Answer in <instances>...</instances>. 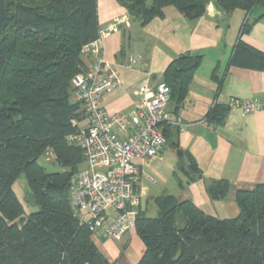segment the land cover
<instances>
[{"label": "trees", "instance_id": "1", "mask_svg": "<svg viewBox=\"0 0 264 264\" xmlns=\"http://www.w3.org/2000/svg\"><path fill=\"white\" fill-rule=\"evenodd\" d=\"M117 2L142 26L165 18L169 8L191 22L211 3L226 14L264 10V0ZM251 27L246 20L241 34ZM101 32L98 0H0V264H109L72 204L86 158L68 140L86 119L72 81L90 73L83 70V51ZM191 59L176 60L165 72L170 100L185 101L193 72L181 68ZM231 65L264 71V54L239 40ZM229 111L216 107L205 120L215 127ZM48 152L60 171L40 163ZM22 177L23 196L17 190ZM207 192L212 201H224L230 185L212 182ZM237 204L235 219L214 218L173 196L156 200L157 217L140 216L139 208L135 230L145 252L138 264H264V184L238 192ZM177 213L188 221L181 231L174 228Z\"/></svg>", "mask_w": 264, "mask_h": 264}, {"label": "crops", "instance_id": "2", "mask_svg": "<svg viewBox=\"0 0 264 264\" xmlns=\"http://www.w3.org/2000/svg\"><path fill=\"white\" fill-rule=\"evenodd\" d=\"M98 17L102 31L115 20L118 27L100 42L99 52L82 56V65L86 73L101 60L115 65L121 86L102 98L110 114L134 110L142 80L149 78L155 88L174 61L199 58L185 101L173 97L167 106L166 146L158 157L136 161L140 216L149 217L150 209L158 216L156 200L173 196L179 202L191 201L214 218H237L238 192L264 184V110L251 114L230 110L212 129L202 121L231 99L264 101V71L230 66L239 40L264 54V10L226 14L211 3L202 18L191 22L169 8L165 18L142 26L117 0H98ZM246 20L252 27L241 34ZM219 181L229 183V195L224 201H212L207 186ZM92 241L109 264H138L145 252L137 230L119 240L92 237Z\"/></svg>", "mask_w": 264, "mask_h": 264}, {"label": "built area", "instance_id": "3", "mask_svg": "<svg viewBox=\"0 0 264 264\" xmlns=\"http://www.w3.org/2000/svg\"><path fill=\"white\" fill-rule=\"evenodd\" d=\"M118 27V20L100 34L99 40L84 48L97 53L100 42ZM74 97L85 109V125L68 140L84 150L85 168L72 187V204L84 223L90 224L93 238L119 240L135 230L141 195L138 192L136 161L148 162L166 146L163 126L171 98L170 88L161 80L152 88L149 78L142 80L139 100L130 114H110L102 98L121 86L114 64L99 61L88 74L72 81ZM230 110L251 114L264 110L259 99H231ZM202 124L212 129L207 120ZM74 125H77L74 123Z\"/></svg>", "mask_w": 264, "mask_h": 264}, {"label": "rangeland", "instance_id": "4", "mask_svg": "<svg viewBox=\"0 0 264 264\" xmlns=\"http://www.w3.org/2000/svg\"><path fill=\"white\" fill-rule=\"evenodd\" d=\"M54 161L55 158L53 157V155L48 152L46 153L44 156H42L40 163L44 166H46L47 168H49L51 171H60L61 169L57 166L54 165ZM18 187L17 190L19 192V194H21V196L24 195V192L26 190V181L25 179L22 177L19 182H18ZM149 211V217H157V214H154L153 209L148 210Z\"/></svg>", "mask_w": 264, "mask_h": 264}, {"label": "water", "instance_id": "5", "mask_svg": "<svg viewBox=\"0 0 264 264\" xmlns=\"http://www.w3.org/2000/svg\"><path fill=\"white\" fill-rule=\"evenodd\" d=\"M197 65V60L196 59H191L188 62H186L183 66H182V70L183 71H191L193 70ZM180 156H182V154H180ZM188 225V221L187 219L181 214V213H177L176 214V221H175V230L177 231H181L183 229H185Z\"/></svg>", "mask_w": 264, "mask_h": 264}]
</instances>
